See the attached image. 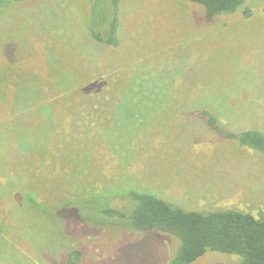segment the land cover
Instances as JSON below:
<instances>
[{"label": "rangeland", "instance_id": "374dc122", "mask_svg": "<svg viewBox=\"0 0 264 264\" xmlns=\"http://www.w3.org/2000/svg\"><path fill=\"white\" fill-rule=\"evenodd\" d=\"M203 110L264 132V0L212 21L187 0L0 5V264H171L179 239L96 210L133 191L264 220V155Z\"/></svg>", "mask_w": 264, "mask_h": 264}, {"label": "trees", "instance_id": "16d2710c", "mask_svg": "<svg viewBox=\"0 0 264 264\" xmlns=\"http://www.w3.org/2000/svg\"><path fill=\"white\" fill-rule=\"evenodd\" d=\"M8 1L22 0H0V5ZM187 1L202 5L208 21L221 15L234 14L246 2V0ZM245 14L249 17L250 9H247ZM112 26L109 34L111 37L104 38L96 34V40L116 46V22ZM202 113L216 132L238 142L242 147L264 155V132L258 130L234 132L223 128L208 110H203ZM129 198L134 202L131 209L105 207L102 203L96 206V210L102 216L125 220L130 227L138 231H158L179 239L181 245L171 264H192L209 251L237 255L241 257V264H264V220L256 218L251 213L235 209L215 212L191 211L172 205L154 195L134 191L129 193ZM78 251L72 252L74 258L77 257ZM68 262L71 263L70 258Z\"/></svg>", "mask_w": 264, "mask_h": 264}]
</instances>
